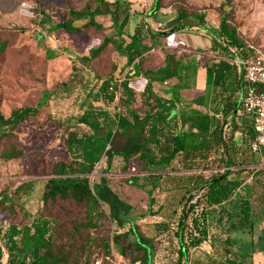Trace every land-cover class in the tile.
Listing matches in <instances>:
<instances>
[{
    "label": "trees",
    "instance_id": "16d2710c",
    "mask_svg": "<svg viewBox=\"0 0 264 264\" xmlns=\"http://www.w3.org/2000/svg\"><path fill=\"white\" fill-rule=\"evenodd\" d=\"M96 1L106 3L107 0ZM164 1L155 0L146 19L129 34L119 27L132 3L114 0L112 21L116 34L105 36L99 45L91 47L80 57L79 64L91 69L114 47L127 57L132 69L122 81L116 82L118 66L112 62L107 74L96 76L98 83L89 91L92 101H83L76 121L83 131H71L65 140L71 162L52 166L51 177L43 190L42 210L31 216L22 209L27 223L14 220L4 233L8 250L6 264H96L101 259L107 262L113 255V243L119 248L122 236L129 237L130 244L120 249V253L131 264H155L157 237L144 231L137 219L158 215L165 208L161 204L157 210L153 209L158 192L178 194L175 213L180 212V215L174 232L178 246L176 264H187L191 251L210 237L213 246L220 244L222 252L215 251L205 259L199 258L195 264H255L257 247L264 252L260 244L237 245L233 237L237 231H254L264 220V166L252 168L264 160L254 154L251 157L241 154L233 135L238 128L235 116L243 110V101L240 104L236 93L230 94L221 110L208 114L180 96L167 99L154 91V82L183 78L176 49L165 50V58L157 63L156 50L165 49L162 38L194 26L184 24L167 30L155 29L147 18H156ZM230 7V1L226 0L220 5L222 15L217 27L208 26L207 14L202 11L190 12L183 7L178 12L182 21L194 20L197 26L208 30L213 42L210 51L221 58L214 60L205 56V67L208 74L214 76L213 85L227 92L228 81L236 69L225 58H235L246 49L252 54V47H255L232 23ZM103 14L101 8L92 7L88 2L82 9L71 8L69 19L54 28L70 32L102 31L104 25L97 18ZM7 47L8 41L0 36V59ZM48 53L50 58L58 56L52 49ZM79 76L76 73L72 79ZM140 77L147 80L142 91L131 85ZM243 82L246 93L248 84L244 77ZM62 85L69 96L73 91L69 83ZM39 112V106H22L7 117L1 109L0 98V146L3 141H9L2 150L5 161L24 156L11 140L21 125L37 117ZM116 137L125 138L119 148L115 146ZM116 156L124 160L125 170L136 173L131 182L146 189L149 196L146 213L134 216V207L114 190L110 177L101 175L98 181L91 183L90 175L98 163L106 157L105 171L108 172ZM245 164L253 165L249 169L251 181L244 175L250 168L244 167ZM36 182L30 179L14 192L2 191L0 211H9L15 216L16 197L29 199ZM160 225L162 231L170 229L167 223ZM212 225L218 231L216 235L211 233ZM125 228L128 229L123 232ZM259 240H264V234ZM3 256L0 247V264H4Z\"/></svg>",
    "mask_w": 264,
    "mask_h": 264
},
{
    "label": "rangeland",
    "instance_id": "374dc122",
    "mask_svg": "<svg viewBox=\"0 0 264 264\" xmlns=\"http://www.w3.org/2000/svg\"><path fill=\"white\" fill-rule=\"evenodd\" d=\"M224 1L165 0L163 10L179 12L185 7L190 12L202 11L207 14L208 26L215 27L219 24L222 15L220 5ZM226 1L231 3L232 23L237 26L242 37L264 54V0ZM88 2L92 7H99L104 12L97 18L104 25L102 31L83 29L70 32L54 28L56 24L69 19L71 8L82 9ZM142 4L143 0L132 1L133 11L140 12L144 20L151 6H142ZM114 9V0H107L106 3L96 0H0V36L8 41L6 52L0 59L1 109L8 117L18 107H40L38 116L27 119L11 140L17 150L25 153L23 157L5 161L2 158V150L9 141H3L0 146V193L5 190L14 192L17 187L30 179L37 181L29 199L16 197L15 216H11L9 211H0V247L4 252V264L8 260L5 231L14 220L27 223L22 209L28 211L31 216L42 210L43 190L45 182L51 177L49 173L52 166L63 161L71 162L65 140L71 131L79 133L83 131V127L76 124V121L82 111L83 101H92L89 91L98 83L96 76L107 74L111 70V63L114 62L117 66L120 65L115 81L120 82L125 77V71L128 69L127 60L123 54L115 51L114 47L91 69L79 64L80 57L86 55L91 47L99 45L105 36L116 34L112 21ZM188 23L197 25L194 20ZM120 29L129 33L130 26L123 22ZM184 35H195V33L187 32ZM49 49L57 51L58 56L50 58ZM163 50L158 53L157 63L163 61L165 50L170 49ZM76 73L80 76L73 80ZM64 82L69 83L73 90L69 96L64 91L65 87L62 85ZM136 87L139 85L136 84ZM94 103L100 105L98 101ZM124 140L123 137H116L115 146L121 147ZM106 165L107 158L104 157L90 175L91 183L98 181L101 175L110 177L114 190L134 207L133 215L146 213L149 196L145 188L131 182L136 173L125 170L124 160L117 156L108 172L105 171ZM263 166L264 163L260 162L252 168ZM249 169L251 167L244 175L248 181H251L252 173ZM176 195L178 194L156 193L157 202L153 209L157 210L161 204H164L165 208L158 215L137 219L144 231L157 237L159 244L155 264H176L178 258L174 232L178 227L180 212L175 213L177 208L175 203L178 202ZM161 223H167L170 229L162 231ZM211 233L215 235L218 233L214 225L211 226ZM263 234L264 220L257 224L254 231H237L233 237L237 245L243 243L244 246H248L249 243L254 242L264 248V240H259ZM129 244V237L122 236L119 248L113 243V255L107 258V262L101 259L96 264H131L120 253V249ZM213 244V239L210 237L201 246L193 249L191 260L187 264H195L199 258L205 259L215 251L222 252L219 248L220 244L217 243L216 246ZM254 262L264 264V252L258 247L254 253Z\"/></svg>",
    "mask_w": 264,
    "mask_h": 264
},
{
    "label": "crops",
    "instance_id": "0c3cea01",
    "mask_svg": "<svg viewBox=\"0 0 264 264\" xmlns=\"http://www.w3.org/2000/svg\"><path fill=\"white\" fill-rule=\"evenodd\" d=\"M131 3L133 0H129ZM155 0H143L142 6H153ZM140 12L133 11L131 8L130 12L121 22H126L130 26L129 34H133L138 24H140L143 19ZM146 19V17H145ZM147 21L157 30H167L175 25L190 24L188 22L182 21L179 17L178 12L168 11L165 12L163 7L158 13L156 18H147ZM120 24V25H121ZM217 27V26H215ZM120 29V27H119ZM195 33V35H184L185 33ZM183 33V34H182ZM181 34V35H180ZM162 47L168 48L170 50L176 49V59L180 65L181 74L183 78L180 80L175 77L171 80L165 81L163 83L154 82V91L167 98L172 99L176 96L182 97L186 103H190L194 108L208 114H213L214 112L221 110L225 104V98L230 94L236 93V98L241 104L245 93V85L243 82V74L239 68L234 64L233 58H225L235 65V71L232 78L228 81L227 88L228 92L222 87H216L213 85L214 76L208 74L205 67L204 57L213 58L214 60H219L221 57L216 53L210 51L212 47V37L209 35L208 30L201 28L199 26H192L191 28L181 29L178 32L170 35L167 38H162ZM162 50H156L159 53ZM196 53L198 56H196ZM251 54L250 49H246L242 56H249ZM128 63V59L123 55ZM235 56V55H234ZM165 58V53L164 57ZM176 65V63H174ZM132 69V66L128 64V69L125 71V75L128 71ZM120 71V65L116 70ZM196 71L195 74L193 72ZM115 72V76L116 75ZM147 80L144 78H136L131 82V85L139 91H142L146 86ZM136 84L139 87H136ZM219 115V114H217ZM229 120L232 116L229 115ZM238 128L233 132L234 139L244 156L251 157L253 154L259 160H264V150L253 151L251 144L255 136L254 132V115L246 113L243 110H239L235 116ZM249 164V163H248ZM245 164L244 167H252L253 165Z\"/></svg>",
    "mask_w": 264,
    "mask_h": 264
},
{
    "label": "built area",
    "instance_id": "2783aa9c",
    "mask_svg": "<svg viewBox=\"0 0 264 264\" xmlns=\"http://www.w3.org/2000/svg\"><path fill=\"white\" fill-rule=\"evenodd\" d=\"M252 49L249 56L236 54L233 62L248 84L242 101L243 111L254 115L255 136L251 147L253 151H261L264 150V54L259 48Z\"/></svg>",
    "mask_w": 264,
    "mask_h": 264
}]
</instances>
